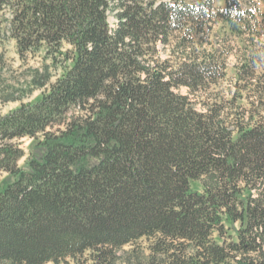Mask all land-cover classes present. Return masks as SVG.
Instances as JSON below:
<instances>
[{"label": "trees", "instance_id": "trees-1", "mask_svg": "<svg viewBox=\"0 0 264 264\" xmlns=\"http://www.w3.org/2000/svg\"><path fill=\"white\" fill-rule=\"evenodd\" d=\"M6 9L20 58L42 52L46 64L36 100L0 114V264H264L259 0H0ZM230 37L243 49L235 89L199 111L176 90L204 96L226 81Z\"/></svg>", "mask_w": 264, "mask_h": 264}, {"label": "rangeland", "instance_id": "rangeland-1", "mask_svg": "<svg viewBox=\"0 0 264 264\" xmlns=\"http://www.w3.org/2000/svg\"><path fill=\"white\" fill-rule=\"evenodd\" d=\"M259 5L261 6L262 10H264V0H259ZM10 17L11 13L9 9H6L0 15V20L2 21L0 24V114H7L20 106L22 103L35 101L36 98L42 93V91H44V89H40L37 87V81H33L35 70L39 69L41 73H44L46 62L43 59V53L40 52L35 55H29L26 59L20 58L17 52L16 41L10 37L8 26V20L10 19ZM219 27L220 24L214 25V31H216ZM214 33L215 32L208 33L202 37V40L205 43V47H210L208 43H212L213 45L217 44V38L213 35ZM220 41V44L225 48L226 52V71L228 73L227 80L222 82L219 87L210 89L208 92L209 95L205 94L204 96L202 94H190L187 87H182L176 90L183 95H189L194 107L199 111L205 112L207 107L205 106V103H212V100H215L218 96L224 95L226 99H229L230 90L235 89L234 83L233 81H231V76L235 67L239 66L241 63L243 49L240 48L237 38L230 37L227 40L220 39ZM248 42L252 45V42L250 40ZM253 46L259 51H264V34H262V37H258L257 35H255ZM159 50V60L170 58L171 50L170 48H168V46L165 47L161 44L159 45ZM262 61H264V59ZM259 71L262 72V69H259ZM51 73L53 77L56 74L54 69H51ZM259 85L263 87L264 79L259 81ZM243 105H247L246 102H243ZM234 107L235 106L233 105H228L229 111H232L231 113H235V111L238 110ZM81 112V109L76 108L71 112V114ZM15 142L27 151L31 139H16ZM22 162L23 160L21 161V163ZM142 242L144 243V245H146L145 241ZM128 248L129 247H125V249ZM47 264L57 263L49 262ZM60 264L73 263L69 260Z\"/></svg>", "mask_w": 264, "mask_h": 264}, {"label": "bare ground", "instance_id": "bare-ground-1", "mask_svg": "<svg viewBox=\"0 0 264 264\" xmlns=\"http://www.w3.org/2000/svg\"><path fill=\"white\" fill-rule=\"evenodd\" d=\"M112 24L114 25V23H111V26H112Z\"/></svg>", "mask_w": 264, "mask_h": 264}]
</instances>
